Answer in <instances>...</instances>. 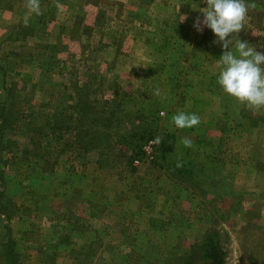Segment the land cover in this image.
Masks as SVG:
<instances>
[{
	"label": "rangeland",
	"instance_id": "374dc122",
	"mask_svg": "<svg viewBox=\"0 0 264 264\" xmlns=\"http://www.w3.org/2000/svg\"><path fill=\"white\" fill-rule=\"evenodd\" d=\"M25 3L0 0V264H213L208 236L264 264V109L219 89L203 0H40L27 26Z\"/></svg>",
	"mask_w": 264,
	"mask_h": 264
},
{
	"label": "clouds",
	"instance_id": "9594fccd",
	"mask_svg": "<svg viewBox=\"0 0 264 264\" xmlns=\"http://www.w3.org/2000/svg\"><path fill=\"white\" fill-rule=\"evenodd\" d=\"M203 3L206 7L199 10L202 19L196 17L193 27L197 32H202L204 28L210 29L216 37L212 43L226 50L216 63L219 89L247 110L258 112L264 109V53L235 37V34L245 29L249 10L255 9L256 4L246 0H203ZM25 8L27 14L24 24L27 26L33 14H41L40 0H26ZM179 19L183 22L187 16H180ZM230 36L232 39H229ZM233 45L234 50H230ZM153 94L159 96L160 90L156 89ZM171 123L177 129L193 128L200 124V117L195 113L179 112L171 117ZM156 142H160L159 137ZM181 142L186 148L192 147V141L188 138H183ZM182 166L179 161L175 165L176 168Z\"/></svg>",
	"mask_w": 264,
	"mask_h": 264
},
{
	"label": "trees",
	"instance_id": "16d2710c",
	"mask_svg": "<svg viewBox=\"0 0 264 264\" xmlns=\"http://www.w3.org/2000/svg\"><path fill=\"white\" fill-rule=\"evenodd\" d=\"M2 119H5L6 117L1 115ZM154 159V157H153ZM178 169H185L184 166L178 168ZM202 249V255L206 258H209L213 264H219V254L216 246L213 244L212 239L208 236L206 238V241L201 246Z\"/></svg>",
	"mask_w": 264,
	"mask_h": 264
},
{
	"label": "crops",
	"instance_id": "0c3cea01",
	"mask_svg": "<svg viewBox=\"0 0 264 264\" xmlns=\"http://www.w3.org/2000/svg\"><path fill=\"white\" fill-rule=\"evenodd\" d=\"M246 2H248V3H255L256 4V7H261V6H264V4H262L261 6L260 5H258L257 4V2H255L254 0H246ZM257 17H261V19H260V21H263L264 22V18H262L263 17V14H262V16L261 15H259V13H257V14H253V15H249L248 14V22L250 21L251 23L252 22H257L258 21V19L256 20V18ZM247 21V20H246ZM253 31L255 30V29H252ZM254 32H258V31H254ZM254 47V49L256 50V51H259V52H261V53H264V44H262V45H260V46H253Z\"/></svg>",
	"mask_w": 264,
	"mask_h": 264
},
{
	"label": "built area",
	"instance_id": "2783aa9c",
	"mask_svg": "<svg viewBox=\"0 0 264 264\" xmlns=\"http://www.w3.org/2000/svg\"><path fill=\"white\" fill-rule=\"evenodd\" d=\"M152 143V138H146L144 141L141 142L139 146L140 152L149 158L152 157ZM134 161H137V158H135Z\"/></svg>",
	"mask_w": 264,
	"mask_h": 264
}]
</instances>
